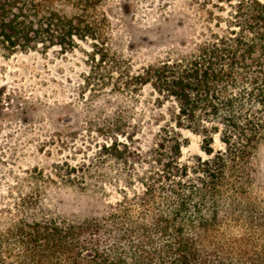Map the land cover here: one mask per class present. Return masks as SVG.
Listing matches in <instances>:
<instances>
[{
	"label": "trees",
	"instance_id": "1",
	"mask_svg": "<svg viewBox=\"0 0 264 264\" xmlns=\"http://www.w3.org/2000/svg\"><path fill=\"white\" fill-rule=\"evenodd\" d=\"M106 1L0 0V54L88 43L92 59L98 53L103 61ZM212 4L198 37L179 53L137 70L119 66L117 92L137 98L149 88L158 126L145 143L135 137L136 113L120 110L99 151L103 162L56 173L70 182L92 171L100 184L91 188L108 181L117 199L101 214L63 217L24 195L0 227V264H264L254 164L264 141V0ZM184 130L201 136L205 154L191 165L181 161ZM216 135L222 148H214ZM109 160L114 174L100 173Z\"/></svg>",
	"mask_w": 264,
	"mask_h": 264
},
{
	"label": "rangeland",
	"instance_id": "2",
	"mask_svg": "<svg viewBox=\"0 0 264 264\" xmlns=\"http://www.w3.org/2000/svg\"><path fill=\"white\" fill-rule=\"evenodd\" d=\"M216 2L107 0L109 40L103 61L98 53L92 59L88 43L67 52L53 48L9 58L0 54V227L14 217L28 194L63 217L98 215L117 199L116 188L108 181L103 182V190L91 188L100 184L92 171L85 180L70 182L56 173L64 175L69 165L90 169L103 162L99 151L109 141V127L117 130L112 124L120 110L136 113L131 118L133 123L140 120L135 137L145 143L158 126L149 108L153 103L149 88L145 86L137 98L117 92L119 66L137 70L176 55L198 37L207 10ZM183 135L189 142L181 149V161L191 165L196 155L205 156L201 136L188 130ZM213 145L222 148L218 135ZM254 164L259 173L257 189L264 197V141ZM115 168L112 160L98 166L100 173L114 174Z\"/></svg>",
	"mask_w": 264,
	"mask_h": 264
}]
</instances>
